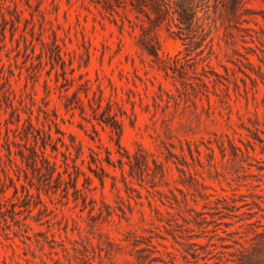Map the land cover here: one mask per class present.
Here are the masks:
<instances>
[{
	"label": "rangeland",
	"instance_id": "1",
	"mask_svg": "<svg viewBox=\"0 0 264 264\" xmlns=\"http://www.w3.org/2000/svg\"><path fill=\"white\" fill-rule=\"evenodd\" d=\"M108 1L0 0V264H264V0L238 19L228 0H205L213 40L189 56L174 20ZM143 26L167 69L142 47ZM74 93L85 112L67 109ZM101 96L124 110L123 167L102 181L84 165L92 178L76 188L68 174L55 184L16 165L36 137L46 149L47 116L60 162L61 138L85 156L116 150L89 102Z\"/></svg>",
	"mask_w": 264,
	"mask_h": 264
},
{
	"label": "trees",
	"instance_id": "2",
	"mask_svg": "<svg viewBox=\"0 0 264 264\" xmlns=\"http://www.w3.org/2000/svg\"><path fill=\"white\" fill-rule=\"evenodd\" d=\"M108 1V0H107ZM127 1V0H126ZM130 3L139 11H145L149 14L151 21L156 25H161L163 21L171 18L179 27L180 37L184 39L185 44V56L193 54V51L204 50V43L210 44L213 38L211 37L212 30H210L206 25L200 21V9L206 3L205 0H128ZM247 0H228L226 3L227 13L229 18L238 19L242 14V8L245 6ZM109 4V1L107 2ZM147 8L155 11L156 16L152 17L151 13ZM264 13V12H263ZM262 28L263 25L261 26ZM141 45L142 47L153 56V59L157 62L160 67L167 69L168 67V58L164 57L160 52V41L157 33L150 32V29L143 26V33H141ZM258 37L262 38L260 35ZM188 39V40H187ZM264 40V37L262 38ZM42 41L45 45H48V41L42 38ZM53 43L56 47H60L58 43L57 36L53 40ZM213 48V47H212ZM59 59H65L61 52L58 54ZM50 56L58 59L55 56V53H51ZM176 64L183 65L182 58L177 56L175 60ZM65 69V66H64ZM220 75V74H219ZM221 76V75H220ZM214 79L216 83L223 82L221 78H211ZM77 97L76 102L67 101L65 105L68 110L74 109L75 107H80L82 112L86 111V105L83 98L77 93H74ZM73 94V95H74ZM90 98V105L94 111L93 115L104 127L108 126L112 132V136H116V150L105 147V148H91L88 156H85V151L82 144L75 145L73 143L67 142L65 139L61 138L63 146L65 149H62L57 143L55 149L61 151L64 155L63 162H60L58 158H52L53 154L50 153L47 149V145L60 139V136H54L52 132V126L56 125L57 129L59 128V122L57 118L47 116V121L50 129L46 130L43 135L40 134L42 138L41 144L46 147L42 149L39 143V137H36L33 130L40 129L39 126H36L32 120H27L26 125H22L26 133L27 138H29L30 133L36 137V145L28 147L29 150L25 148H19L17 153L20 154L22 163L16 161V165L20 168L25 169L26 174L29 173V168L36 173L40 181L48 179L49 182L55 181V184L66 181V174L70 176L71 181H73V186L77 188L80 175L83 173L86 176V179H91L92 176L87 173V170L84 168L86 165L91 171H93L102 181L105 179V176L108 174L107 166L117 165L116 161H119L120 167L124 166L126 159L124 154L120 151L122 148V131L123 125L120 115H123L124 110L121 108V105L118 103L116 107L115 102L108 100L106 103L103 101V96L99 99ZM77 103V104H76ZM10 105L15 111V117L19 124L22 123V116L18 112V107L12 101ZM119 108V110H118ZM58 115V114H57ZM86 119L91 120L88 116H84ZM93 125L96 127L95 122ZM60 131V130H57ZM74 147V149L72 148ZM54 147V146H53ZM12 150V148H10ZM115 152L121 153V155H116ZM127 158L130 159V152L126 154ZM73 162H72V161ZM60 166L62 168H60ZM73 167V170L71 169Z\"/></svg>",
	"mask_w": 264,
	"mask_h": 264
}]
</instances>
